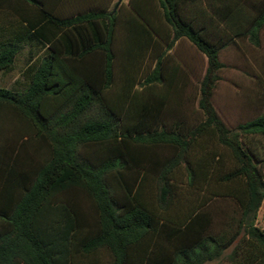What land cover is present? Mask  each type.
Returning <instances> with one entry per match:
<instances>
[{"label":"trees","instance_id":"16d2710c","mask_svg":"<svg viewBox=\"0 0 264 264\" xmlns=\"http://www.w3.org/2000/svg\"><path fill=\"white\" fill-rule=\"evenodd\" d=\"M129 0L59 16L0 0V264H264V115L229 128L212 97L236 38L260 44L264 0ZM187 39L207 58L196 125L167 124ZM218 198L237 228L212 232Z\"/></svg>","mask_w":264,"mask_h":264},{"label":"rangeland","instance_id":"374dc122","mask_svg":"<svg viewBox=\"0 0 264 264\" xmlns=\"http://www.w3.org/2000/svg\"><path fill=\"white\" fill-rule=\"evenodd\" d=\"M48 8H52L59 16H72L89 10L112 11L129 0H44ZM201 6L209 15L211 9L203 0ZM36 57L41 54L37 48L25 45L18 54L14 69L10 72H0V86L22 91L27 86L23 71L30 63V54ZM172 55L181 62L182 71L179 92L175 102L163 115L164 121L171 125L175 121H185L196 125L203 120L204 115L198 107L200 82L207 67L206 56L198 51L185 38L179 40L172 50ZM220 60L224 67L220 70V79L213 92L212 101L219 116L229 128H235L239 123L250 121L264 115V26L260 31V44L254 45L248 37L236 38L230 41L220 51ZM13 132L2 135L0 143L6 137H12ZM215 213L212 232L229 236L237 228L240 215L237 204L226 198L214 200L210 206ZM259 225L264 227V204L259 211ZM227 249L220 260L206 264H229Z\"/></svg>","mask_w":264,"mask_h":264}]
</instances>
